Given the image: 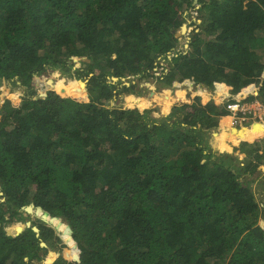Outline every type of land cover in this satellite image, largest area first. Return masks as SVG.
I'll return each mask as SVG.
<instances>
[{
	"label": "trees",
	"instance_id": "16d2710c",
	"mask_svg": "<svg viewBox=\"0 0 264 264\" xmlns=\"http://www.w3.org/2000/svg\"><path fill=\"white\" fill-rule=\"evenodd\" d=\"M192 1L0 0V86L24 89L0 105V264H264V127L212 135L221 154L206 139L227 102L264 100V0H198L200 33L173 50ZM83 55L107 70L38 95L41 75L72 77L66 57ZM159 57L162 87L220 90L182 104L181 121L143 107L169 112L184 89L110 104L109 76L150 75ZM30 204L38 232L8 235Z\"/></svg>",
	"mask_w": 264,
	"mask_h": 264
},
{
	"label": "rangeland",
	"instance_id": "374dc122",
	"mask_svg": "<svg viewBox=\"0 0 264 264\" xmlns=\"http://www.w3.org/2000/svg\"><path fill=\"white\" fill-rule=\"evenodd\" d=\"M198 7H199V2L198 0H193L192 1V7H190L187 12L184 14V20L181 22V24L175 29L173 36L175 37L176 40V45L173 47V50H180V49H187L189 46V42L191 38L194 36L195 33H200V26L202 23L203 19V14L198 12ZM183 24H187L189 26V31L186 37L182 38L181 34H178V29H180ZM201 36L203 38H206L204 33H201ZM65 52V51H64ZM62 52V53H64ZM171 55H169L170 57ZM67 61L69 64H72L71 68V73L73 74L72 77L69 76V73L67 70L63 72L62 70L56 68L53 70H50V72L46 75H41V81H42V86L36 89V92L38 93L39 96H41V93H45L47 90L54 89V85L56 87L58 86H64V87H69L72 85L73 82H76L82 86L85 85L87 78L92 75V73H88L87 75L86 72L89 71L90 69L94 71H98V67H104L103 70H107L105 58L103 56H95L93 60L91 61L89 57L87 56H68L66 57ZM87 59L88 61H85ZM159 62V66H158ZM89 63H94L89 67ZM105 64V66H104ZM155 68L153 69L154 71L150 73V75H141V74H130L126 76H114L111 75L108 78L111 79V81L117 83L118 88L120 89L119 97L116 100H113L110 104L115 106V107H121V108H127L131 104L127 100V97L130 95H134L137 98H142L146 103L148 100H145V96H148V94L152 91L155 93H160L162 91H167L169 93H174L175 90L176 92H180L181 90H185V99L184 100H177L173 102L171 105L169 112L166 108H163L160 112L158 109H156L155 103L154 102H149L150 107H143V109H149L152 114L156 117H161V116H171L172 119L181 121V112H180V106L184 103H191L196 96H201L206 99H210L214 96L217 95L218 91L220 90V86H215L214 88L207 89L205 87H200L199 85H193V84H188L185 83L183 85H178L174 87H162L157 80V76L160 74L162 66H166V62H164V59L159 57L154 60ZM48 79H52V84L49 85L47 83ZM166 88L170 90H166ZM200 89V90H199ZM21 90L24 92V89L17 84H6L0 86V105L3 103L4 99L7 98L11 93ZM135 105H138L137 102H135ZM134 105V104H132ZM169 105H166L165 107H168ZM139 106V105H138ZM167 110V111H166ZM168 112V113H167ZM222 119V118H221ZM221 119L219 121L218 126L215 129H212L211 131L208 132V135L206 136V139L208 141L209 146L217 153L221 154L224 153V150H217L215 147L211 145V139L213 133H222L223 134L227 131V127L222 126L221 124ZM224 127V128H222ZM236 130V132L241 133V130H238V128H233ZM231 129V130H233ZM218 134V133H217ZM223 137V135H222ZM226 135L224 134L223 139L225 140ZM228 153H231L234 155L235 158L238 160H242L244 157L243 152L240 153V151H232L230 150ZM261 173H264V168H261ZM255 186V197L257 201L261 204L264 205V189L257 183V181H254ZM5 199L3 192L0 188V202H3ZM17 222H21L22 224H25V227L23 230L27 227L26 222H30V227H33V223L35 222V216L32 213H29L25 210L20 211L17 215L12 217V220L5 225V232L7 233V226L9 228V225H14ZM37 227V226H35ZM61 240H63V235H61ZM43 242V241H42ZM45 244V242H43ZM58 243V242H57ZM46 246V244H45ZM57 246H54V244H51L49 248V252L51 257L57 258L60 254L59 249L55 248Z\"/></svg>",
	"mask_w": 264,
	"mask_h": 264
},
{
	"label": "built area",
	"instance_id": "2783aa9c",
	"mask_svg": "<svg viewBox=\"0 0 264 264\" xmlns=\"http://www.w3.org/2000/svg\"><path fill=\"white\" fill-rule=\"evenodd\" d=\"M183 50V49H180ZM229 125L238 130L256 126L264 127V100H231L225 104Z\"/></svg>",
	"mask_w": 264,
	"mask_h": 264
},
{
	"label": "water",
	"instance_id": "95a60500",
	"mask_svg": "<svg viewBox=\"0 0 264 264\" xmlns=\"http://www.w3.org/2000/svg\"><path fill=\"white\" fill-rule=\"evenodd\" d=\"M85 61H88V60L85 59ZM47 83H48L49 85H53V84H52V79H48V80H47ZM40 95H41V96H45L46 93H41ZM24 210L27 211V212H29V213H32V211H33V207H32V205L30 204V205L24 207ZM26 225H27V227H30V222H26ZM31 228H32L34 231L38 232V228H37V227L33 226V227H31ZM22 231H23V229H22L21 231L15 233V234H11V233L9 234L8 232H7V234L10 235V236H16L17 234H19V233L22 232ZM40 245H41V246H45V244H44L43 242H41Z\"/></svg>",
	"mask_w": 264,
	"mask_h": 264
},
{
	"label": "crops",
	"instance_id": "0c3cea01",
	"mask_svg": "<svg viewBox=\"0 0 264 264\" xmlns=\"http://www.w3.org/2000/svg\"><path fill=\"white\" fill-rule=\"evenodd\" d=\"M223 118H226V117H223ZM225 127H227V129H228V132H232V131H235L234 133H238V132H236V130H234L229 124H227ZM253 127H251V128H245V129H252ZM231 129H233V130H231ZM241 131L243 132L244 131V128L243 129H241ZM227 131H226V133H225V135H226V137H227ZM223 137H224V134H223ZM222 137V138H223Z\"/></svg>",
	"mask_w": 264,
	"mask_h": 264
},
{
	"label": "bare ground",
	"instance_id": "6f19581e",
	"mask_svg": "<svg viewBox=\"0 0 264 264\" xmlns=\"http://www.w3.org/2000/svg\"><path fill=\"white\" fill-rule=\"evenodd\" d=\"M54 88H56V86L54 85ZM200 90V89H199ZM154 107H156V109H158V107L155 105ZM228 119V122H229V118H227ZM230 123V122H229ZM213 135H217V133H213ZM22 223L21 222H17L16 224H14V225H21Z\"/></svg>",
	"mask_w": 264,
	"mask_h": 264
}]
</instances>
